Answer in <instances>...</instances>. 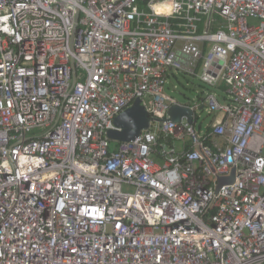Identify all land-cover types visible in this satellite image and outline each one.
Returning a JSON list of instances; mask_svg holds the SVG:
<instances>
[{"label":"built area","instance_id":"obj_1","mask_svg":"<svg viewBox=\"0 0 264 264\" xmlns=\"http://www.w3.org/2000/svg\"><path fill=\"white\" fill-rule=\"evenodd\" d=\"M263 153L264 0H0V264H264Z\"/></svg>","mask_w":264,"mask_h":264},{"label":"water","instance_id":"obj_2","mask_svg":"<svg viewBox=\"0 0 264 264\" xmlns=\"http://www.w3.org/2000/svg\"><path fill=\"white\" fill-rule=\"evenodd\" d=\"M202 110V107H200ZM193 112L190 108L173 105L168 111L169 119L174 123H179L182 117L187 118L188 124L193 123ZM150 115L140 105V100H136L132 107L125 110L123 113L118 115L114 120V126L120 130H109L108 138L114 142H130L137 138L142 130L148 129L149 122L151 121ZM234 178V170L231 171L227 177H220L217 182L216 191L219 188L232 182Z\"/></svg>","mask_w":264,"mask_h":264},{"label":"rangeland","instance_id":"obj_3","mask_svg":"<svg viewBox=\"0 0 264 264\" xmlns=\"http://www.w3.org/2000/svg\"><path fill=\"white\" fill-rule=\"evenodd\" d=\"M207 90V86L198 79L175 74L167 80L164 94L179 104L198 103L200 98H205ZM211 121L212 116L203 109L197 114V119L194 123L195 130L197 132H205ZM113 147L114 145H112Z\"/></svg>","mask_w":264,"mask_h":264},{"label":"clouds","instance_id":"obj_4","mask_svg":"<svg viewBox=\"0 0 264 264\" xmlns=\"http://www.w3.org/2000/svg\"><path fill=\"white\" fill-rule=\"evenodd\" d=\"M154 7H156V6H154ZM168 7H170L173 12L179 11V9H180V5L178 3H173L171 5H168Z\"/></svg>","mask_w":264,"mask_h":264}]
</instances>
